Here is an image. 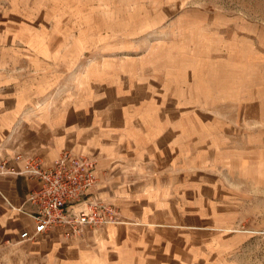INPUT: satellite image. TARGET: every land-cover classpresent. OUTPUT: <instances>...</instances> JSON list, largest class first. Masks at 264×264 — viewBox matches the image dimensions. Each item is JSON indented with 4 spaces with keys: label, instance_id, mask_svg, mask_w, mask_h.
I'll return each instance as SVG.
<instances>
[{
    "label": "rangeland",
    "instance_id": "374dc122",
    "mask_svg": "<svg viewBox=\"0 0 264 264\" xmlns=\"http://www.w3.org/2000/svg\"><path fill=\"white\" fill-rule=\"evenodd\" d=\"M185 62L208 129L191 151L206 165L193 206L207 207L192 264H264V0H0V65L60 93L91 67L178 77Z\"/></svg>",
    "mask_w": 264,
    "mask_h": 264
},
{
    "label": "crops",
    "instance_id": "0c3cea01",
    "mask_svg": "<svg viewBox=\"0 0 264 264\" xmlns=\"http://www.w3.org/2000/svg\"><path fill=\"white\" fill-rule=\"evenodd\" d=\"M186 63L178 77L170 64L91 67L66 93L0 65V164L22 171L17 154L50 163L64 149L87 153L97 176L89 200L114 205L120 216L79 234L54 226L21 241L23 230L34 231L28 196L38 181L4 174L0 264H192L193 233L207 229L193 218L206 217L207 207L202 214L200 189L193 206L192 180L202 179L206 165L193 162L191 151L208 129L192 112L197 69Z\"/></svg>",
    "mask_w": 264,
    "mask_h": 264
},
{
    "label": "built area",
    "instance_id": "2783aa9c",
    "mask_svg": "<svg viewBox=\"0 0 264 264\" xmlns=\"http://www.w3.org/2000/svg\"><path fill=\"white\" fill-rule=\"evenodd\" d=\"M16 159L24 161V169L18 171L2 162L0 178L20 173L38 181V187L28 196L36 208L30 213L34 231L23 230L21 241L33 239L54 226H65L79 234L84 227H100L120 220L114 205L88 198L89 190L97 182L96 161L89 154L64 149L50 163L35 155L17 154Z\"/></svg>",
    "mask_w": 264,
    "mask_h": 264
}]
</instances>
